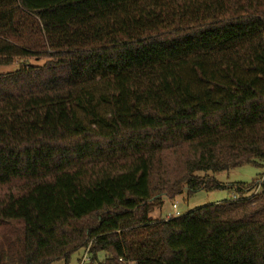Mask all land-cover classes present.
<instances>
[{
	"label": "trees",
	"instance_id": "16d2710c",
	"mask_svg": "<svg viewBox=\"0 0 264 264\" xmlns=\"http://www.w3.org/2000/svg\"><path fill=\"white\" fill-rule=\"evenodd\" d=\"M263 162L264 0H0L5 264H264V185L212 177Z\"/></svg>",
	"mask_w": 264,
	"mask_h": 264
},
{
	"label": "rangeland",
	"instance_id": "374dc122",
	"mask_svg": "<svg viewBox=\"0 0 264 264\" xmlns=\"http://www.w3.org/2000/svg\"><path fill=\"white\" fill-rule=\"evenodd\" d=\"M28 62V61H27ZM17 69V63L6 70H1V72H13ZM93 97V103H99L101 95V87L98 83H94L85 87ZM99 111H104L105 108L102 105L98 106ZM83 118V115L80 114ZM88 124V121H85ZM213 179L224 187H228L234 184H251L254 181H259L264 179V162L261 163L260 167H255L252 165H245L243 167L231 170L229 172L219 173L212 176ZM264 183V182H262ZM262 190H259V194ZM258 194V195H259ZM230 192L225 188L219 191L211 192H197L194 195L187 198L186 194L177 197L173 202L165 200L162 208H156L151 214V219H169L171 216L175 217L178 213L179 216L189 213L197 208H201L207 205L220 204L224 201H229L231 199ZM176 207L175 209L173 207ZM22 238V231L20 224L18 222L10 223H0V249L3 252H7L9 249V244L12 246L11 254L16 257L19 252L20 240ZM85 257V252H78L74 254L71 258L70 264H79ZM0 264H5L4 261L0 260ZM53 264H63L62 262H56Z\"/></svg>",
	"mask_w": 264,
	"mask_h": 264
},
{
	"label": "built area",
	"instance_id": "2783aa9c",
	"mask_svg": "<svg viewBox=\"0 0 264 264\" xmlns=\"http://www.w3.org/2000/svg\"><path fill=\"white\" fill-rule=\"evenodd\" d=\"M262 182H264V179H260L257 183H256V186H255V188L253 189V191H252V195H258L259 194V190H263V185H264V183H262ZM174 209L176 208L175 206L173 207ZM179 216V214L178 213H176L175 214V217H178ZM172 217V216H171ZM86 259H87V253L85 252V257L81 260V262L79 263V264H84L85 262H86Z\"/></svg>",
	"mask_w": 264,
	"mask_h": 264
}]
</instances>
